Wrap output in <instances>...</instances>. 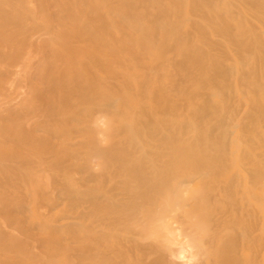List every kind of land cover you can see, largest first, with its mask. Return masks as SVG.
<instances>
[{
	"label": "bare ground",
	"instance_id": "1",
	"mask_svg": "<svg viewBox=\"0 0 264 264\" xmlns=\"http://www.w3.org/2000/svg\"><path fill=\"white\" fill-rule=\"evenodd\" d=\"M262 194L264 0H0V264H264Z\"/></svg>",
	"mask_w": 264,
	"mask_h": 264
},
{
	"label": "rangeland",
	"instance_id": "2",
	"mask_svg": "<svg viewBox=\"0 0 264 264\" xmlns=\"http://www.w3.org/2000/svg\"><path fill=\"white\" fill-rule=\"evenodd\" d=\"M7 89L10 91L11 89V92H12V96H13V98L12 99H14V101L15 102H17L18 100H19V97L18 96H20L21 94H23L24 93V88L23 87H20V88H17L16 90L13 88V87H11L10 85H8L7 86ZM14 96H16V98H14ZM27 100H28V98H26ZM25 99V100H26ZM27 100H26V102H27ZM15 102H13V103H15ZM92 161V162H91ZM91 161L89 162V164H90V167H92V169H90V170H94V171H96V170H99V171H97L98 173L100 172V169H102V167H100V165H98L97 163L99 162L98 160L97 161H95V160H93V159H91ZM96 172V173H97ZM223 184V183H222ZM221 184V185H222ZM220 185V186H221ZM222 186H224V184L222 185ZM262 196L264 197V194H262ZM264 201V200H263ZM226 202V201H225ZM228 203V202H227ZM229 204V203H228ZM231 204V203H230ZM230 204L229 205H227V208H229L230 207ZM220 205H221V207L224 209V206H223V202L222 203H220ZM225 206H226V203H225ZM246 206H243V209H246L245 208ZM221 208V209H222ZM225 210V209H224ZM227 210V209H226ZM225 210V211H226ZM227 212H228V210H227ZM230 212L231 211H229V213H226L225 212V214H230ZM245 212V211H244ZM243 212V213H244ZM239 213L241 214L242 213V211H239ZM239 213H237V214H239ZM246 213V212H245ZM208 214V213H207ZM231 214H234V212H231ZM183 231V230H182ZM187 230H186V232L185 233H183L184 235L186 234L187 235ZM176 233H178L179 234V231H177ZM15 234H16V232H15ZM176 235L177 237L179 236V235ZM182 234V233H181ZM182 234V235H183ZM16 235H18V234H16ZM180 237V236H179ZM179 237H178V240H179ZM186 238V237H185ZM179 241H181V242H183L184 244H183V248H184V252H183V254H181V260H180V262L183 264H192L193 263V261H196L195 259H197L196 257H195V259H193L192 258V256H191V254H194V249L193 250H191V248H193V247H189V243L187 242V240L185 239L184 240V238H182V236H181V238H180V240ZM188 244H187V243ZM261 254H264V252L262 251V253ZM263 256V255H262ZM263 259H264V257H263Z\"/></svg>",
	"mask_w": 264,
	"mask_h": 264
}]
</instances>
